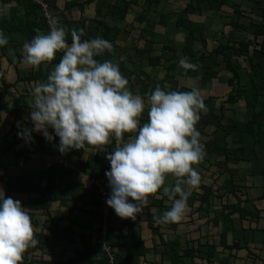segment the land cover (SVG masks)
Instances as JSON below:
<instances>
[{
    "label": "trees",
    "instance_id": "obj_1",
    "mask_svg": "<svg viewBox=\"0 0 264 264\" xmlns=\"http://www.w3.org/2000/svg\"><path fill=\"white\" fill-rule=\"evenodd\" d=\"M57 1L44 0L53 22H59L65 26L67 30L66 39L69 43L72 40L71 29L83 28L84 34L82 39H90L93 32L99 31L101 32V37L113 44L114 51H112L111 55L105 56L102 54L96 57L100 61L105 59L112 60L113 57L119 60L122 59V55L120 54L121 49H119L118 45H115L119 35L122 33V29L119 26L107 24L105 20L107 17L125 20L130 11L136 12L135 20L146 24L141 30V36L147 34L149 27L155 28L157 20L162 24L166 22L167 18V14L160 13L156 17L157 20H155L153 15H151V10H156L161 0H115L114 2H110V0H65L62 9L59 7ZM94 2L96 3V16L87 19L83 14L89 5ZM0 4L3 6L9 5L7 15L0 16V28L9 36L8 44L0 46V58L2 60L7 59L9 67L15 74V79L9 78L7 76L9 67L2 66L0 61L1 124L2 118L5 115L15 114L18 117L22 116L21 106H8L3 102L6 96H10L13 93L11 88L17 86L23 80L35 81V83L45 80L51 72L50 65L58 63L63 53L57 52L52 62L42 63L39 66H31L30 70L26 71V73L23 72L21 67L24 55L23 44L26 41H30L39 33L50 31L51 27L48 23L47 15L41 3L36 0H0ZM221 7H228L232 10V14L226 23V27H230L229 30H220L222 31V35L228 34V39L224 41V37H222V40L216 38L215 44L210 46L213 43L209 40L208 36L203 35V30L207 25L205 20L206 15L204 14H209L210 12L219 14L222 11ZM75 9H78L81 13L77 18L73 16ZM181 10L183 11L179 15L177 14L178 12L173 11L172 16L175 17L177 15L175 26L184 30L183 37H185V40L182 41V47L177 49L174 41L167 39L163 44L162 49L164 51L162 53L166 52L168 56L166 55L165 57L162 53L152 56L149 64L165 67L167 75L169 74L171 85L175 88L178 86L177 89L179 91L192 89L191 86L187 87L188 80L191 81V84L193 83L189 75L196 76V81L204 83L203 85H207L208 82H213L215 78H218L221 85L227 87L225 93L220 92V88H218L216 91L218 94L216 95L202 94L205 97L206 106L209 107L206 112H201V119L197 124L198 130L201 132L200 141L205 146L206 154L220 159L218 169L220 175H225V178L222 184L219 185L222 187L215 188L213 182L208 183L205 180L206 177L197 168L201 175V183L191 189L184 186L186 190L191 192L188 198V208L184 216H190L192 219L197 213L199 218H207L208 221H212L214 226H220L221 230L216 235L206 237V240L200 242L197 246L194 245L192 240L188 239L185 245L180 236H176L175 239L170 241L165 240L161 234L162 243L165 244L167 241L166 247L160 250L162 260H169L168 264H187L185 263V258H192V260L200 258L202 259V263H198L197 260L192 261V263L216 264L213 257L217 253L223 254L228 252L230 254L233 251L238 252L245 249L247 257L252 259L251 262L253 264L258 262L264 264V255L261 254L260 250V246L264 250V226H260L259 223L261 218H263L262 211L264 209L257 206L256 203L252 204L248 202H255L249 193H243L245 197H242L238 190V182L246 178H238L236 172L241 170L234 168L232 165L241 163L244 160L247 161L248 156H251L249 154L258 157L259 151L261 153L264 152V140L262 137L264 132V21L254 24L253 29L247 26L246 23L244 24L242 18L245 17V10L242 4L236 0H185V5ZM219 16L222 17V15ZM132 26L134 27L133 24ZM247 32L251 34V37L243 35V33ZM196 41L201 44L196 46ZM181 57L189 58L198 67L195 70L187 69V71H184L178 65ZM240 59L246 60V68L242 67ZM205 62L207 65H205ZM177 69L180 70L177 71ZM243 71L247 73H243ZM227 72L231 74L227 75ZM123 75L126 76L125 74ZM178 79L186 80V82L180 85ZM165 83L166 78L154 79L153 83L144 79L140 83L141 90L139 93L146 100L148 94L157 85L164 88ZM29 96L31 95L29 94ZM25 97L26 95H24L22 106L31 109L30 104L32 100L26 103ZM219 98L222 101L219 106H216V100ZM240 101H244L250 109H253L251 118L249 117L246 124L241 126L238 120L228 115L226 111L228 107L236 106ZM140 120L141 124L148 120L147 109H145ZM15 129L16 126L13 123L7 133L8 138H14L13 142L5 148L0 144V167L3 165L2 159L10 152H13L16 158L24 157L29 161L38 153H50L52 151L51 148L45 150L44 147H41L45 145V141L47 140L41 132L32 133L34 139L22 148L16 149V144H18L19 140L15 133L12 134ZM2 130L3 128L0 127V131ZM49 131L55 135L54 129L49 128ZM220 133L223 136H220ZM133 134L125 133L124 139ZM206 136L211 137L208 138ZM245 138L253 140V146L246 145V142H244ZM58 142L59 137L56 136L52 143ZM117 142L116 138L112 137L109 143L104 145V149L106 150L105 155L91 153L87 159H84L85 161L82 164L84 171L91 174L93 178L97 180L107 179V198L110 195L111 189L108 185L106 171L110 170L111 165L106 156L108 152L114 150ZM256 146L257 149H255ZM84 150L85 148L80 149L77 156L81 157ZM244 172L246 173V171ZM260 174L264 175V167L261 169ZM7 175L0 174V188L4 190L5 196H11L15 199V194H28L25 196L26 199L22 200V205L29 208V212H32L34 215H51L47 204L48 199L45 197L47 193H51L54 199L58 200L61 205H68L69 200L74 202L70 210L80 208L81 205L79 204L83 206H97L100 215V225L95 229L89 226V228L94 229L96 232L95 238L86 240V234H80V240L84 243V248L76 249L73 255H66V249H63L61 254H59L61 257L57 259L58 264H141L138 259L146 251L144 240L129 243L128 237L123 233L122 228H118L119 233L116 241L112 242L116 213L108 204V229L110 233L103 240V201L100 197L99 186L96 183L93 182L89 187L93 200L85 202L83 201L85 194L80 191L83 189L84 183L73 179V170L61 166H52L45 173L42 172L39 179L33 178L34 175L31 173ZM169 176L167 175L166 178ZM43 181H46V183L43 184ZM174 184L175 181L171 185ZM167 185L169 184L165 182V186ZM228 194H232L237 199L236 203L221 201L222 206L215 210V214L212 217L210 213L216 198L222 200ZM166 198H169V196L163 192V186L156 193L150 194L148 197L146 215L148 224L152 229L159 228L160 222L157 218L161 217L172 206V202H165ZM258 198L264 202V192ZM151 206L156 207V211H151ZM84 211L96 214V211L94 212L93 210L85 209ZM234 214H238V220L243 226V222L245 221L250 223L249 239L244 244H242L240 236L237 235L239 229L235 228ZM252 223H256V225L253 226ZM177 224L179 222H172L170 223V227L175 228ZM46 228L48 231H46ZM230 231L232 232L230 233ZM230 234H232V239L230 238ZM34 236L38 240V243L30 246L25 251L20 264L35 262L37 258L34 254L35 250H45L47 245H51L52 249L53 247H57V244L53 245L51 243L52 237L58 239L67 236L70 243L76 241L72 228L58 226L54 221L44 223L40 232L34 230ZM252 245L259 246L260 248L257 249L258 247H253ZM117 247L122 249L119 251L116 249ZM93 252H99L102 256L95 258L92 256ZM55 254L56 252L54 251L53 255ZM44 261L47 263V259H44Z\"/></svg>",
    "mask_w": 264,
    "mask_h": 264
},
{
    "label": "clouds",
    "instance_id": "obj_2",
    "mask_svg": "<svg viewBox=\"0 0 264 264\" xmlns=\"http://www.w3.org/2000/svg\"><path fill=\"white\" fill-rule=\"evenodd\" d=\"M7 11L0 4V16ZM50 27L49 32L23 44V62L30 66L52 62L57 52L63 55L47 78L31 89L33 127L18 125L17 135L26 142L34 139V131L49 141L58 136L62 153L106 145L115 137L117 145L106 156L111 165L106 171L111 189L106 203L118 216L135 220L149 195L163 186L172 206L158 221H181L191 195L184 186L201 183L196 165L206 156L197 128L201 112L208 110L201 90H165L157 85L146 101L131 89L119 64L96 58L113 49L109 40L100 36L82 39L84 29L73 28L69 43L64 25L53 22ZM8 42L9 36L0 28V46ZM179 64L190 70L198 67L187 57H181ZM145 109L148 120L141 124ZM125 133L134 134L124 139ZM169 174L176 178L175 184L165 186ZM37 243L26 207L19 199L6 197L0 188V264H20L25 251Z\"/></svg>",
    "mask_w": 264,
    "mask_h": 264
},
{
    "label": "crops",
    "instance_id": "obj_3",
    "mask_svg": "<svg viewBox=\"0 0 264 264\" xmlns=\"http://www.w3.org/2000/svg\"><path fill=\"white\" fill-rule=\"evenodd\" d=\"M114 1L115 0H110V2H114ZM163 2L164 1L161 0L158 7L162 6ZM57 3L59 7L62 9L65 3V0H58ZM132 13L133 11H130L128 13V16ZM152 14L155 20H157L156 17L160 15L158 10L155 13L151 10V15ZM80 15L81 13L78 9H75L73 11V16L75 18L79 17ZM83 16L86 17L87 19L93 18L96 16V3L95 2L89 5V7L84 12ZM128 16L125 20H120L117 18H108V17L105 19L107 24L116 25V26L121 27L122 29V33L119 35V38L115 43V45H118L119 49H121L120 54L122 55V59L119 60L118 58L113 57L112 61L114 63L119 64L121 72L125 74L126 77L128 78L130 82L129 86L134 92H140L141 90L140 83H142L144 79H146L150 83H153L154 79L156 80L157 78L158 79L166 78V83L164 87L165 90L177 89L178 86H176L177 88H175L173 85H171L169 81L170 77H169V74L167 75V69L165 67H162L160 65H150L149 64V62H151L150 59L152 56L159 55L160 53L164 51L162 47H163L164 42L167 39H172L174 43L176 44L177 49L182 47L183 45L182 41L185 40V37H183L182 41H179L175 39L174 35H170L169 32H165L166 30L175 26L176 20L174 21V23L173 22L170 23L168 21V18H166V22L162 24H160V22L157 20V23L155 25L156 27L155 28L149 27L147 34L145 36H141V30L146 24L140 23L139 21L135 20V16L132 18L131 21H128ZM122 21H124V23H122ZM132 24L134 25V27L132 26ZM179 33L183 34L184 31H180ZM139 34H140V37H139ZM161 35H163V38H164L162 42L159 41V37ZM97 36L101 37V32L99 31L93 32L92 38L97 37ZM139 42H142L143 44L139 45ZM178 42L181 43V45H178ZM129 48L135 50L133 56H131V54H128L129 56L127 55L126 51ZM112 51H114V49L110 51L106 50L103 53V55L105 56L111 55ZM162 55H164L165 57L166 55L168 56L166 52L162 53ZM169 56H170V53H169ZM23 64L24 62L21 64V67L23 66ZM54 64L55 63L50 65L51 70ZM178 65L180 68L184 69L180 64ZM205 65H207V63H205ZM30 69H31V66L29 65L25 71H23V68H22V71L26 73V71ZM179 70L180 69H177V71ZM184 71H187V69L186 70L184 69ZM178 75L181 76L180 73H178ZM7 76L11 78L12 80L15 79V74L13 73V71H12V77H10V75H7ZM189 77L191 80H193V83L191 84V81L188 80L187 87H190V86L192 88L197 87L201 90V93L204 94L202 92L203 91L202 89L203 87H206V85H203L204 83H198V81H196L197 80L196 76L189 75ZM21 82L23 84H20ZM21 82H19L17 86L12 87L11 90L13 91V93H11L10 96L9 95L6 96L7 98L5 97L6 99L4 98L3 100V102L6 103L8 106H15V107L21 106V113H22V116H19V117L16 116L15 114H8V115H5L4 118H2L0 127H2L3 130L0 131V144L4 148L7 147L14 140V138L7 137V133L11 129L13 123H15L16 129L13 130L12 134L15 133L17 139L19 140L18 144H16V149H20L32 141L31 140V141L26 142L24 139L19 137L17 133L18 131H20V127H18V125H23L29 128L33 127V123L30 118L31 109H29V107L22 106V101L24 99V95H26L25 97L26 103L32 100V97L29 96V94L31 95V89L34 86L35 81L31 82V81L23 80ZM178 82L181 85V84H184L186 80L178 79ZM20 86L22 88H28L29 89L28 92L14 94L15 88L16 87L20 88ZM226 91L227 89L223 90L222 93H225ZM216 106H219V105H216ZM239 108L241 109L242 112H244L242 114V117L238 113H236ZM226 111L228 112V115L232 116L234 119H237L239 125L241 126V125L246 124L249 117L251 118V112H253V109H250V107H248L244 101H240L236 106H230V108L228 107V110ZM11 115L12 117H10ZM247 115H248V118L246 117ZM20 122H22V124ZM33 133H38V132L34 131ZM263 136H264V132L262 134V137ZM246 138L244 139V142L247 143L249 139H246ZM41 147H44L45 150L51 148L52 151L50 153H46V152L38 153L36 156H34V158H32L29 161H27L24 157L16 158L13 152L8 153L6 157L2 159L3 165L0 167V174H8L7 176H9V175L31 173L34 175L33 178L39 179L41 176V173L42 172L45 173L52 166H55V167L61 166L66 169L73 170V174H74L73 179H76L84 183L83 189L80 190L81 193L85 194L84 196L85 198L83 201L89 202L93 200L92 199L93 197L89 190L90 184L93 183L91 180L93 177L91 174L84 171L82 164H83V161H85L84 159H87L88 155H90L91 153H99V154L105 155L106 150L104 149V145H100V146L99 145H88L85 148L81 157L77 156V153L78 151H80V149L73 148L64 153L60 152L59 142L52 143V141L46 140L45 145ZM257 156L264 159V152L261 153V151H259ZM60 158L67 161L69 166L64 165V164H59L58 162ZM263 162H262L263 164L262 167H260L259 169L257 170L254 169L252 171H246V173L250 172L252 175H254V177H257V178L261 177L264 182V175L260 174L261 169L264 167ZM23 164L25 166L24 169H22ZM240 170H242V168H240ZM169 175H170L169 177H171V174ZM169 177L166 178L165 182L168 184H172L176 178L168 182L167 180L169 179ZM103 180L105 184H107L106 183L107 179L104 178ZM45 183L46 181H43V184ZM263 192H264V189L262 190V193ZM27 195L28 194H25V193L15 194V199H19L22 202L23 199H26L25 196ZM259 196L260 194L258 195V197ZM45 197L48 199L47 204L50 208L51 215L49 214L34 215L32 212H29V208H26V210L29 212L31 216L33 230L40 232L44 223L54 221V223H56L58 226L72 228L76 241L70 243L68 241L67 236H63L58 239H56V237H52L51 243L53 245L57 244L56 245L57 247L55 248L53 247L52 249L51 245H47L45 247V250H40V249L35 250L34 254L36 255L37 258L35 259V262H31L29 264H58L57 259L61 257L59 256V254H61L63 249H66V252H65L66 255H73L76 249H83L84 243L81 242L80 240V234H86V240L94 239L96 236V232L94 231V229L100 225V215H99L97 206H87V205L83 206L82 204H79L81 205L80 206L81 209L76 208V209L70 210V207L74 205V202H72L71 200L68 201V205H61L58 200L54 199L51 193H47ZM165 202L171 203L172 200L169 198H166ZM85 209L93 210L94 212L96 211V214L91 213V212H85L84 211ZM146 210H147V207L145 206L143 208V211L139 213L138 216H136L135 220H133L132 218H122L118 216L117 214H115V217H114L115 219V223H114L115 229L114 230L115 231L112 234V242L114 243L116 241L117 235L119 233L118 228H122L123 233L126 234L128 237L129 243H133L138 240H144L146 251H145V254L144 255L141 254L138 259L141 262V264H164V263L168 264L169 260H162V256L160 252V250H163L164 247H166L167 245V241L165 244L162 243L161 234L165 240H169V241L175 239V237L179 235L176 234L174 238L170 236V232H169V229L171 228L170 223H160L158 229L157 228L152 229L148 224ZM150 210L154 212L156 211V207L151 206ZM54 211L57 212V215H54ZM183 219L179 221V224H177L176 228H178L179 225L183 223ZM89 226H91L94 229L89 228ZM46 231H48L47 228H46ZM116 249L120 251L122 248L119 249V247H117ZM54 251L56 252L55 255H53ZM92 256L95 258H99L102 255L99 252H93ZM44 259H47V263L44 261ZM194 260L195 261L197 260L198 263H202V259L200 258H197V259L195 258ZM194 260H192V258H185V263L193 264L192 261L194 262Z\"/></svg>",
    "mask_w": 264,
    "mask_h": 264
},
{
    "label": "rangeland",
    "instance_id": "obj_4",
    "mask_svg": "<svg viewBox=\"0 0 264 264\" xmlns=\"http://www.w3.org/2000/svg\"><path fill=\"white\" fill-rule=\"evenodd\" d=\"M143 1V0H142ZM163 4L162 6L158 7V9H154L152 10L154 13L158 12L159 13H164L167 14V18L168 21L170 23H174L176 16L173 17L172 14L175 12H178L177 14L179 15L180 13H182L183 10H181L184 5H185V0H163ZM238 2H240L242 4V7L245 10V17L242 18V21H244V24L246 23L247 26H249L251 29H253L254 24H256L257 22H263L264 21V17H263V12H264V0H236ZM5 7L8 9L9 5H5ZM222 11L218 13H213L210 12L209 14H204L206 15V28L203 30V35L208 36L209 40L213 43L210 46H213L216 42V38L221 39L222 37H224V41H226V39H228V34L222 35V31L220 30H229V26L226 27V23L229 20L230 15L232 14V10L228 7H221ZM208 13V12H207ZM136 12L133 11L132 14H130L128 16V21H131L132 18L135 16ZM218 14V15H217ZM153 15V14H152ZM219 15H222L219 16ZM226 16V18H225ZM199 17V16H198ZM204 18V17H203ZM127 22V21H126ZM122 23H124V21H122ZM180 31H184L181 28H176L175 26H173L172 28L166 30L165 32H169L170 35H174L175 39L182 41L183 40V34L179 33ZM219 31V32H218ZM164 32V33H165ZM252 32V30H251ZM163 33V32H162ZM243 35H247L251 37V34L249 32L247 33H243ZM164 40L163 35H161L159 37V41L162 42ZM143 44L142 42H139V45ZM201 43L196 41V46H199ZM178 45H181V43L178 42ZM1 49V48H0ZM134 49H127L126 53L131 54V56H133L134 54ZM13 54V52H12ZM129 56V55H128ZM0 61L2 63V66H8L9 67V63L7 61V59H1ZM242 63V67L246 68L247 67V63L246 60L243 59L241 60ZM206 63V62H205ZM29 65H27L26 63L23 64L22 68L23 71H25L28 68ZM222 71V70H220ZM228 73V72H227ZM243 73H247L246 71ZM231 73H228L227 75H230ZM7 75H10V77H12V69L9 67L8 73ZM20 84H23L22 82ZM220 88V92H222L223 90H226L227 87L226 86H222L221 82L219 81L218 78H215L212 81L208 82V84L206 85V87H203V93L204 94H210V95H216L218 93H216L217 89ZM28 88H22L20 86L16 87L14 90V94H20V93H25L28 92ZM7 98V97H6ZM5 98V99H6ZM222 101V99H218L216 100V105H219L220 102ZM209 107V106H208ZM207 107V108H208ZM238 113L241 117L242 114L244 112L241 111V109L239 108L238 111L236 112ZM12 117V115L10 116ZM248 118V115L246 116ZM22 124V122H20ZM23 126V125H22ZM213 128V127H212ZM220 136H223L222 133H220ZM208 138H210L211 136H206ZM263 140H264V136H263ZM247 145H249L250 147L254 144L253 140H249L246 143ZM255 149H257V146L255 147ZM251 156H248V160L247 161H242L241 163L238 164H232L234 168L240 169L242 168L241 171L236 172L238 178H246L244 180H239L238 182V190L240 191L242 197H245V194L243 193H249V195L255 200L254 201H248L249 203H256L257 206H259L260 208L264 209V202L260 201V198H258V195L262 194V190L264 189V182L262 180V178H257L254 177V175H252L250 172L249 173H245V171H252V170H257L260 167H262V162L264 159L258 157L256 158L255 156H253L252 154H249ZM261 156V155H260ZM220 161V159L215 158L214 156L207 154L206 157L198 164L196 165L197 168L201 171V173H203L205 180L208 183L213 182L214 187H220L219 185L222 184L225 175H220L219 169L218 167L220 166V163H218ZM264 163V162H263ZM241 165V167H240ZM245 165V166H244ZM25 166L24 164L22 165V169H24ZM175 177L171 175V177H169V179L167 180L168 182L172 181ZM188 188H192L191 186L185 185ZM222 187V186H221ZM220 187V188H221ZM228 201L229 203H236L237 199L232 195V194H228L226 195L225 199L220 200V198H216L214 206H212V211H211V216L213 217L215 214V210L217 208H220L222 206V203ZM106 208L108 210V206L106 205ZM54 215H57V212L54 211ZM262 215L263 218H261L260 220V226H264V211H262ZM234 220H235V228L239 229V232L237 233V235L240 236V238L242 239V244H244L246 242V240L249 239V224L247 221L243 222L244 226L242 225V223L238 220L239 216L238 214H234ZM104 218H103V222H104ZM253 226L256 225V223H252ZM221 230V227L219 226H214V224L212 223V221H208L207 218H199L198 214L196 213V215H194L192 217V219L189 217H184L183 219V223L181 225H179L178 228H170L169 232H170V236L171 237H175L176 234H178L181 239L184 241V244L186 245V241L188 240H192L194 245L197 246L200 242H203L204 240H206V237H211L212 235H216L219 231ZM232 231H230L231 233ZM110 233V230L107 229V234ZM238 237V236H237ZM230 238H232V234H230ZM246 238V239H245ZM253 247H258L257 249L261 250V254L264 255V250H262V246H254ZM252 259H250L249 257H247V251L245 249L239 250L238 252H232V253H221L218 254L216 256H214V261L216 264H253L251 262ZM258 262V261H256ZM256 264H261L260 262L256 263Z\"/></svg>",
    "mask_w": 264,
    "mask_h": 264
},
{
    "label": "built area",
    "instance_id": "obj_5",
    "mask_svg": "<svg viewBox=\"0 0 264 264\" xmlns=\"http://www.w3.org/2000/svg\"><path fill=\"white\" fill-rule=\"evenodd\" d=\"M36 1L41 3L43 9L46 11V14H47V17H48V22L52 26L53 22H52L51 17L48 15L49 13L47 11L46 3L44 2V0H36ZM58 163L69 166L67 161H65L62 158H60ZM91 180H92V182L96 183L99 186L100 197H101V200L103 201V212H104L103 218L105 220H104L103 226H102V238L105 239V237L107 235V229H108V214H109V209L107 210V208H106V205H107L106 200H107L108 192H107L106 184H105V182L103 180H97L95 178H92Z\"/></svg>",
    "mask_w": 264,
    "mask_h": 264
}]
</instances>
